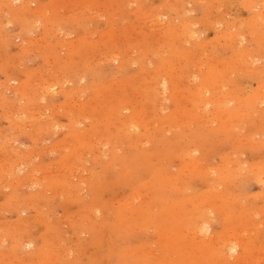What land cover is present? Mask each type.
<instances>
[{
  "label": "rangeland",
  "instance_id": "obj_1",
  "mask_svg": "<svg viewBox=\"0 0 264 264\" xmlns=\"http://www.w3.org/2000/svg\"><path fill=\"white\" fill-rule=\"evenodd\" d=\"M202 1L0 0V264H264V0Z\"/></svg>",
  "mask_w": 264,
  "mask_h": 264
},
{
  "label": "bare ground",
  "instance_id": "obj_2",
  "mask_svg": "<svg viewBox=\"0 0 264 264\" xmlns=\"http://www.w3.org/2000/svg\"><path fill=\"white\" fill-rule=\"evenodd\" d=\"M201 1H202V0H201ZM216 1H217V0H216ZM202 2H203V1H202ZM203 3H204V2H203ZM218 3H219V2H218ZM215 5H216V4H215ZM214 18H215V17H214ZM260 19H261V17H260ZM261 21H262V20H261ZM257 23H258V22H257ZM187 24H188V23H187ZM260 24H261V23H260ZM156 26H157V25H156ZM263 26H264V25H263ZM186 29H187V28H186ZM260 29H261V28H260ZM186 31H187V30H186ZM239 33H240V32H239ZM233 35H234V34H233ZM237 35H238V34H237ZM237 35H235V37H237ZM171 36H172V35H171ZM177 36H178V35H177ZM198 36H199V35H198ZM254 36H255V35H254ZM233 37H234V36H233ZM243 37H244V36H243ZM240 38H241V37H240ZM233 39H234V38H233ZM243 39H244V38H243ZM236 41H237V40H236ZM224 42H225V41H224ZM237 42H238V41H237ZM197 50H198V49H197ZM197 50H196V51H197ZM199 50H200V49H199ZM253 50H254V49H253ZM250 51H251V50H250ZM258 51H261V50H258ZM252 52H253V51H252ZM254 53H255V52H254ZM261 53H263V52H261ZM257 54H258V53H257ZM252 56H253V55H252ZM190 59H191V58H190ZM190 59H189V60H190ZM243 59H244V58H243ZM245 59H246V58H245ZM246 60H248V59H246ZM235 61H236V60H235ZM221 62H223V61H221ZM248 62H249V60H248ZM233 64H234V63H233ZM213 65H214V64H213ZM222 65H223V64H222ZM225 66H226V64H225ZM227 66H228V64H227ZM232 66H233V65H232ZM239 66H240V65H238V67H239ZM224 68H225V67H224ZM215 69H216V68H215ZM240 69H241V68H240ZM227 70H228V69H227ZM233 70H235V69H233ZM210 71H211V70H210ZM210 71H209V72H210ZM224 71H225V70H224ZM236 71H238V70H236ZM232 72H233V71H232ZM156 73H157V72H156ZM210 73H212V72H210ZM227 73H230V72L227 71ZM234 73H235V72H234ZM219 74H220V72H219ZM228 75H229V74H228ZM228 75H227V76H228ZM233 75H234V74H233ZM158 77H159V76H158ZM215 77H216V76H215ZM60 78H61V77H60ZM226 78H227V77H226ZM210 79H211V78H210ZM218 82H219V81H218ZM222 82H223V81H222ZM164 83H167V82H164ZM173 84H174V83H173ZM205 85H206V84H205ZM220 85L222 86V84H220ZM223 85H224V84H223ZM198 86H199V85H198ZM221 86H220V88H221ZM209 87H210V85H209ZM215 87H216V86H215ZM226 87H227V86H226ZM51 88H55V85H52V86L50 87V89H51ZM223 88H224V87H223ZM230 88H231V87H230ZM197 89H198V88H197ZM217 89H218V88H217ZM179 90H180V89H179ZM201 90H202V89H201ZM225 90H226V89H225ZM173 91H174V90H173ZM212 91H213V90H212ZM235 91H236V90H235ZM176 92H177V90H176ZM179 92H180V91H179ZM205 92H206V91H205ZM234 93H235V92H234ZM212 94H213V93H212ZM223 94H224V93H223ZM174 95H175V93H174ZM174 95H173V96H174ZM215 95H216V94H215ZM215 95H214V96H215ZM221 95H222V94H221ZM193 96H194V95H193ZM225 96H226V95H225ZM229 96H230V95H229ZM215 97H216V96H215ZM227 97H228V96H227ZM227 97H226V98H227ZM234 97H235V96H234ZM254 97H255V96H254ZM191 98H192V97H191ZM249 98H250V97H249ZM227 99H228V98H227ZM231 99L234 100L233 98H231ZM261 99H262V98H261ZM210 100H211V99H210ZM228 100H229V99H228ZM232 100H231V101H232ZM244 100H246V99H244ZM250 100H251V99H250ZM263 100H264V99H263ZM176 101H178V100L176 99ZM182 101H183V100H182ZM229 101H230V100H229ZM216 102H217V101H216ZM218 102H219V101H218ZM227 102H228V101H227ZM177 103H178V102H177ZM212 103H213V102H212ZM223 103H225V102H223ZM223 103H222V104H223ZM114 104H115V103H114ZM216 104H217V103H216ZM222 104H221V105H222ZM111 105H112V104H111ZM117 105H118V104H117ZM177 105H178V104H177ZM181 105H182V104H181ZM209 105H210V104H209ZM115 106H116V105H115ZM179 106H180V105H179ZM192 106H194V105H192ZM194 108H195V107H194ZM194 108H193V109H194ZM183 109H184V108H183ZM111 110H112V109H111ZM248 110H249V109H248ZM113 111H114V110H113ZM244 114H245V113H244ZM181 115H182V113H181ZM227 115H228V114H227ZM240 115H243V113H240ZM110 116H111V115H110ZM179 116H180V114H179ZM181 117H182V116H181ZM199 117H200V115H199ZM222 117H223V115H222ZM111 118H112V117H111ZM176 118H177V117H176ZM176 118H175V119H176ZM173 119H174V118H173ZM214 119H215V118H214ZM227 119H228V118H227ZM116 120H117V119H116ZM128 120H129V119H128ZM210 120H211V119H210ZM233 120H234V119H233ZM124 121H125V119H124ZM131 121H132V120H131ZM175 121H176V120H175ZM126 122H129V121H126ZM114 123H115V122H114ZM133 123H134V121H133ZM222 123H223V122H222ZM222 123H221V124H222ZM166 124H167V123H166ZM166 124H165V125H166ZM231 124H232V123H231ZM124 125H125V124H124ZM130 125H131V124H130ZM194 125H195V124H194ZM222 125H223V124H222ZM225 125H226V124H225ZM225 125H223V126L225 127ZM126 126H127V125H126ZM226 126H228V125H226ZM136 127H137V126H136ZM233 127H234V126H233ZM138 128H139V127H138ZM233 129H234V128H233ZM198 130H199V129H198ZM126 132H127V130H126ZM135 134H136V133H135ZM149 134H150V132H149ZM154 134H155V132H154ZM154 134H153V135H154ZM161 134H162V133H160V135H161ZM223 134H224V133H223ZM126 135H127V134H126ZM219 135H220V134H219ZM125 137H126V136H125ZM134 137H135V136H134ZM134 137H133V138H134ZM155 137H157V136H155ZM158 137H160V136H158ZM143 138H144V137H143ZM150 138H151V136H150ZM138 139H140V138H138ZM147 139H148V138H147ZM144 141H146V140H144ZM144 141H143V142H144ZM148 141H149V140H148ZM151 141H152V140H151ZM153 141H154V140H153ZM153 141H152V142H153ZM156 142H157V141H156ZM156 142H155V143H156ZM129 143L132 144V142H130V141H129ZM148 143H150V141H149ZM153 143H154V142H153ZM195 144H196V143H195ZM10 145H11V144H10ZM139 145H140V144H139ZM165 146H166V145H165ZM166 147H167V146H166ZM166 147H165V148H166ZM154 148H155V147H154ZM152 149H153V148H152ZM166 150H167V148H166ZM191 150H192V149H191ZM150 151L152 152V150H150ZM164 152H166V151H164ZM187 152H188V151H187ZM189 152H190V151H189ZM191 152H192V151H191ZM174 153H175V152H174ZM190 154H191V153H190ZM173 156H174V155H173ZM191 156H193V155L191 154ZM129 157H130V156H129ZM228 158H229V157H228ZM154 159H157V158L154 157ZM141 160H142V159H141ZM152 161H153V160H152ZM194 161H195V160H194ZM200 161H201V160H200ZM166 162H167V161H166ZM192 162H193V160H192ZM196 162H197V161H195V163H196ZM141 163H142V162H141ZM186 163H187V162H186ZM167 164H168V163H167ZM192 164H193V163H192ZM192 164H190V165H192ZM198 164H199V163H198ZM263 164H264V162H263ZM163 165H164V164H163ZM185 165H186V164H185ZM188 165H189V164H188ZM199 165H200V164H199ZM260 165H262V164H260ZM262 166H263V165H262ZM192 167H193V166H192ZM205 167H206V166H205ZM258 167H259V166H258ZM260 167H261V166H260ZM187 168H188V167H187ZM190 168H191V167H190ZM200 168H201V167H200ZM202 168H203V167H202ZM226 168H227V167H226ZM195 169H197V168H195ZM203 169H204V168H203ZM211 169H212V168H211ZM221 169H222V168H221ZM224 169H225V168H224ZM228 169H229V168H228ZM167 170H168V167H167ZM167 170H166V171H167ZM192 170H193V169H192ZM205 170H206V168H205ZM166 171H165V172H166ZM168 171H169V170H168ZM189 171H190V170H188V173H189ZM226 171H227V170H226ZM214 172H215V171H214ZM190 173H191V172H190ZM215 173H216V172H215ZM164 174H165V173H164ZM232 174H233V173H232ZM253 174H254V173H253ZM166 175H167V174H166ZM187 175H188V174H187ZM215 175H216V174H215ZM215 175H214V176H215ZM218 175H219V174H218ZM249 175H250V174H249ZM163 176H164V175H163ZM179 176H183V175H179ZM189 176H190V175H189ZM254 176H255V175H254ZM262 176H263V175H262ZM171 177H172V176H171ZM185 177H187V176H185ZM206 177H207V176H206ZM229 177H230V176H229ZM229 177L226 179L227 181H228V179L232 178V177H230V178H229ZM249 177H250V176H249ZM252 177H253V176H252ZM260 177H261V176H260ZM165 178H166V177H165ZM172 178H174V177H172ZM179 178H180V177H179ZM181 178H182V177H181ZM199 178H200V177H199ZM199 178H198V179H199ZM201 178H203V177H201ZM211 178H212V177H211ZM262 178H263V177H261V179H262ZM175 179H176V178H175ZM194 179H195V178H194ZM240 179H241V178H240ZM245 179H246V178H245ZM253 179H254V178H253ZM255 179H256V178H255ZM259 179H260V178H259ZM179 180H180V179H179ZM183 180H184V179H183ZM183 180L181 179V181H183ZM188 180H189V179H188ZM190 180H191V179H190ZM195 180H197V179H195ZM200 180H201V179H200ZM216 180H217V179H216ZM257 180H258V179H257ZM257 180H256V181H257ZM181 181H180V182H181ZM186 181H187V180H186ZM203 181H204V179H203ZM205 181H206V180H205ZM236 181H237V180L235 179V182H236ZM243 181H244V180H243ZM263 181H264V180H263ZM213 182H214V179H213ZM261 182H262V181H261ZM183 183H184V182H183ZM185 183H186V182H185ZM187 183H188V182H187ZM209 183H210V182H209ZM209 183H207V184H209ZM226 183H227V182H226ZM232 183H233V182H232ZM210 184H211V183H210ZM222 184H223V183H222ZM234 184H235V183H234ZM263 184H264V183H263ZM211 185H212V184H211ZM226 185H227V184H226ZM228 185H230V184H228ZM160 186H161V185H160ZM221 186H222V185H221ZM237 186H238V185H237ZM233 187H235V186H233ZM233 187H232V188H233ZM183 188H184V187H183ZM226 188H227V187H226ZM232 188H231V189H232ZM159 189H160V188H159ZM172 189H174V188H172ZM179 189H180V188H179ZM206 189H207V188H206ZM217 189H218V188H217ZM228 189H229V188H228ZM156 190H157V189H156ZM209 190H210V189H209ZM211 190H212V189H211ZM221 190H222V189H221ZM221 190H220V191H221ZM185 191H186V190H185ZM228 191H230V190H228ZM208 192H209V191H208ZM210 192H211V191H210ZM222 192H223V191H222ZM226 192H227V191H226ZM230 192H231V191H230ZM236 192H237V191H236ZM151 193H152V191H151ZM200 193H203V191L200 192ZM215 194H216V193H215ZM196 195H197V194H196ZM218 195H219V194H218ZM218 195H217V196H218ZM226 195H228V193L225 194V197H227ZM151 196H152V195H151ZM200 196H201V195H200ZM214 196H216V195H214ZM230 196H231V195H230ZM235 196H236V195H235ZM196 197H198V196H196ZM218 197H219V196H218ZM228 197H229V196H228ZM152 198H153V197H152ZM199 198H200V197H199ZM199 198H198V199H199ZM223 198H224V197H223ZM233 198H234V197H233ZM233 198H232V199H233ZM240 198H241V197H240ZM250 198H251V197H250ZM226 199H227V198H226ZM164 200H165V199H164ZM200 200H201V199H200ZM235 200H236V199H235ZM238 200H239V199H238ZM162 201H163V200H162ZM168 201H169V200H168ZM195 201H196V200H195ZM211 201H212V200H211ZM199 202H202V201H199ZM132 203H133V202H132ZM191 203H192V202H191ZM196 203H197V202H196ZM214 203H215V202H214ZM216 203H217V202H216ZM235 203H236V202H235ZM235 203H234V204H235ZM155 204H157V203H155ZM186 204H187V203H186ZM210 205H212V204H210ZM213 205H214V204H213ZM180 206H181V205H180ZM184 206H185V205H184ZM184 206H183V207H184ZM205 206H208V205H205ZM237 206H238V205H237ZM199 208H200V207H199ZM199 208H198V209H199ZM204 208H205V207H204ZM204 208H202V209H204ZM210 208H211V207H210ZM210 208H209V210H211ZM227 208H228V207H227ZM234 208H235V207H234ZM206 209H207V208H206ZM218 209H220V208H218ZM218 209H217V210H218ZM236 209H237V208H236ZM182 210H183V209H182ZM226 210H227V209H226ZM232 210H233V209H232ZM246 210H247V209H246ZM194 211H195V210H194ZM206 211H207V210H206ZM227 211H228V210H227ZM234 211H235V210H234ZM165 213H167V212H165ZM170 213H171V211H170ZM181 213L183 214V212H181ZM226 213H227V212H226ZM208 214H209V213H208ZM238 214H239V213H238ZM126 215H127V214H126ZM196 215H197V214H196ZM196 215H195V216H196ZM205 215H206V214H205ZM231 215H232V214H231ZM235 215H236V214H235ZM176 216H177V215H176ZM209 216H210V215H209ZM173 217H174V216H173ZM232 217H233V216H232ZM232 217H231V218H232ZM192 218H193V217H192ZM200 218H201V216H200ZM200 220H201V219H200ZM206 220H207V219H206ZM231 220L233 221V219H231ZM205 222H206V221H205ZM230 222H231V221H230ZM187 225H188V224H187ZM200 227H201V226H200ZM226 231H227V230H226ZM199 232H200V231H199ZM223 232H224V231H223ZM228 232H229V231H228ZM227 237H228V236H227ZM233 237H234V236H233ZM235 237H236V236H235ZM230 238H231V236H230ZM196 239H197V238H196ZM207 239H208V238H207ZM223 239H224V238H223ZM233 239H234V238H233ZM212 240H214V239H212ZM216 240H217V239H216ZM230 240H231V239H230ZM204 241H205V240H204ZM204 241H203V242H204ZM220 241H221V240H220ZM222 241H223V240H222ZM224 241H225V240H224ZM226 241H227V240H226ZM205 242H206V241H205ZM207 242H208V240H207ZM212 242H213V241H212ZM237 243H239V242H237ZM215 244H216V243H215ZM220 244H221V243H220ZM242 244H243V243H242ZM179 245H180V244H179ZM221 245H222V244H221ZM216 246H217V245H216ZM223 246H224V245H223ZM243 246H244V245H243ZM219 247H220V246H219ZM224 247H225V246H224ZM228 247H229V251H230L231 253H233L235 250H237L238 245H237L235 242H233V243H230V244L228 245ZM247 247H248V246H247ZM240 248H241V247H240ZM242 248H243V247H242ZM219 249H221V248H219ZM225 249H226V248H225ZM227 249H228V248H227ZM223 250H224V249H223ZM248 251H249V250H248ZM243 252H244V251H243ZM249 252H250V251H249ZM219 253H220V252H219ZM223 255H224V254H223ZM227 255H228V253H227ZM223 260H224V259H223ZM215 261H216V260H215ZM224 261H225V260H224ZM226 261H227V260H226ZM161 264H162V263H161Z\"/></svg>",
  "mask_w": 264,
  "mask_h": 264
}]
</instances>
